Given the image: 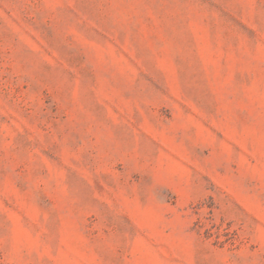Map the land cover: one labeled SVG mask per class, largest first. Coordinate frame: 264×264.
<instances>
[{
  "label": "rangeland",
  "instance_id": "374dc122",
  "mask_svg": "<svg viewBox=\"0 0 264 264\" xmlns=\"http://www.w3.org/2000/svg\"><path fill=\"white\" fill-rule=\"evenodd\" d=\"M0 264H264V0H0Z\"/></svg>",
  "mask_w": 264,
  "mask_h": 264
}]
</instances>
